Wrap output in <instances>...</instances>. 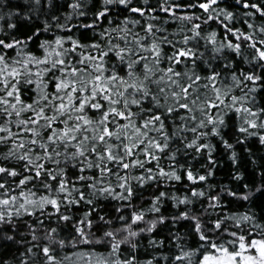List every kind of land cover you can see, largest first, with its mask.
<instances>
[{"label": "snow or ice", "instance_id": "6c2138e0", "mask_svg": "<svg viewBox=\"0 0 264 264\" xmlns=\"http://www.w3.org/2000/svg\"><path fill=\"white\" fill-rule=\"evenodd\" d=\"M0 264H264V0H0Z\"/></svg>", "mask_w": 264, "mask_h": 264}, {"label": "trees", "instance_id": "16d2710c", "mask_svg": "<svg viewBox=\"0 0 264 264\" xmlns=\"http://www.w3.org/2000/svg\"><path fill=\"white\" fill-rule=\"evenodd\" d=\"M12 2L15 3V0H12ZM217 176H218V177H222V176H223V173H222V172H218V173H217Z\"/></svg>", "mask_w": 264, "mask_h": 264}]
</instances>
